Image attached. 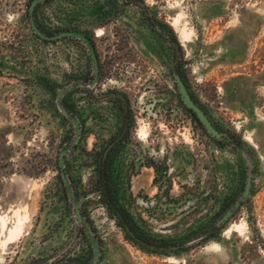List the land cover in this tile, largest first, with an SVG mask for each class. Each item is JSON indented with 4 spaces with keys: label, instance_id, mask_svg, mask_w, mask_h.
Listing matches in <instances>:
<instances>
[{
    "label": "rangeland",
    "instance_id": "1",
    "mask_svg": "<svg viewBox=\"0 0 264 264\" xmlns=\"http://www.w3.org/2000/svg\"><path fill=\"white\" fill-rule=\"evenodd\" d=\"M29 2L0 0V264L87 261L91 244L63 193L57 161L73 127L55 98L90 76L91 61L79 40L38 38ZM179 11L180 24L193 29L188 41L174 24ZM36 18L50 33L85 30L100 60L95 87L63 97L83 123L66 167L77 196L86 195L81 209L101 247L95 264H264V0H49ZM176 77L220 136L182 104ZM117 92L125 98L122 120ZM124 123L102 196L98 144ZM108 193L166 245L142 248L128 239L106 205ZM18 220L20 231L8 237Z\"/></svg>",
    "mask_w": 264,
    "mask_h": 264
},
{
    "label": "water",
    "instance_id": "2",
    "mask_svg": "<svg viewBox=\"0 0 264 264\" xmlns=\"http://www.w3.org/2000/svg\"><path fill=\"white\" fill-rule=\"evenodd\" d=\"M43 1L44 0H31L30 1L29 6H28V22H29L30 27L33 29L34 33L42 39L55 40V39L67 36V37H73V38H77V39L84 41L87 44L88 49H89V53H90V56L92 59V64H93V73H94L92 81L89 82L88 85L89 86L95 85V83L97 82V79H98V75H99V64H98V59L96 56L94 46H93L90 38L84 32L78 31V30H62V31H59L58 33H55V34L43 33L39 29V27L37 26L35 19H34L35 7L37 4H39L40 2H43ZM82 83L83 82H78V83H76V85H81ZM74 85H75L74 83H71V84H68V85L60 88L58 90V92L56 94V98H55L57 108L65 116H67L71 119V122H72L73 127H74V134H73V138L70 141V143L62 145L59 149L58 165L60 168L61 178H62V181L65 185V189H66L68 199L72 205L73 216H74L76 222L79 225H82L84 227L86 233L90 237L91 245H92V255H91V258L89 260L84 261V262H75V261H70V260H66V259H59V260H50L45 264H95L97 262V260L99 259L100 251H101L99 240H98L97 236L95 235L93 228L91 227L89 222L86 220L85 216L82 214V211L80 208L81 201L85 198L86 195H84L80 198H77L75 196V194H74V192H73V190L69 184L68 176H67L65 168H64V155L66 154V152H68L77 143V141L79 140L80 135H81V125H80L79 119L77 118L76 115L69 112L62 103V97H63L64 93L67 90H69L70 88H72ZM176 85H177L178 94H179V97H180L182 104L186 108L191 109L192 112H194V114L196 115V117L198 118V120L201 122V124L204 126V128L207 130L208 133H210L211 135L216 136V137L220 136L219 131L212 124V122L210 121L208 116L200 108V106L194 101V99L190 95L188 89L186 88V86H185V84L181 78L176 77ZM152 106H153V104H149V103L146 104V108L148 110H150ZM248 191H249V178L246 181L244 193L246 194ZM224 217H221V219L218 223H222ZM200 238H201V236L193 237L188 241V243L195 242V241L199 240Z\"/></svg>",
    "mask_w": 264,
    "mask_h": 264
},
{
    "label": "trees",
    "instance_id": "3",
    "mask_svg": "<svg viewBox=\"0 0 264 264\" xmlns=\"http://www.w3.org/2000/svg\"><path fill=\"white\" fill-rule=\"evenodd\" d=\"M178 72H180L181 69V62H179L176 66ZM117 98H114V106H116L117 110L119 111V117L122 120V115H121V108L123 107V104H121L122 100H125L123 93H115ZM122 94V95H121ZM118 102V103H117ZM64 106L70 110L65 103H63ZM189 112H191L192 115H194L195 120L199 123V125H201V127L204 128V126L201 124V122L198 120V118L196 117V115L194 114V112H192L191 109L186 108ZM71 111V110H70ZM74 112V111H73ZM75 114L79 117V119L81 118L79 114H77L75 112ZM81 122V128H82V132H81V136L82 133L84 132L83 130V123L80 119ZM72 124V123H71ZM73 127V125H72ZM129 129V123L126 124L124 123V125L122 124V127L120 129H117L114 133H112L110 135V138L107 140L102 141V143L98 144V146H100L99 150H98V154L95 155L96 157V172L98 173V180L96 182V187L97 189H99L100 194L102 196H104L105 193V189L109 187L108 185V175H109V155H111L117 148V146H119L120 144L122 145V142L124 141V139H121V137L126 138L127 132ZM121 132V133H120ZM126 134V135H125ZM73 135V134H72ZM81 136L78 140V142L74 145V147L71 149H75L78 146V143L81 140ZM72 137V136H71ZM70 137V138H71ZM58 158V155H57ZM154 160V159H153ZM151 164V163H150ZM154 165L155 167L158 169V171H162L161 167H164V165L156 160H154ZM65 166H66V155H65ZM67 170V167H66ZM163 171H165L163 169ZM68 173V170H67ZM68 176L70 178L71 181V177L68 173ZM62 189H63V193L65 195V197L67 198V194H66V190H65V186L62 182ZM111 186V185H110ZM74 190V189H73ZM111 189H109L110 192ZM74 193L77 195L76 190H74ZM88 193V191H85V194ZM106 205L112 210V212L116 215V217L118 218V221L120 223V225L123 227L124 232H125V236L130 239L131 241H133L134 243L138 244L140 247L144 248L147 245H152V246H165L166 243H162L161 240H157L154 238V236H150L149 234H146L144 231H142L137 225V221L136 219L130 215V211L129 209H126L125 207L120 206L119 204H117L113 197L111 196V194L107 196V201H106ZM212 226L214 227H220V223L215 222L212 224ZM82 228V227H81ZM145 248H149V247H145Z\"/></svg>",
    "mask_w": 264,
    "mask_h": 264
},
{
    "label": "flooded vegetation",
    "instance_id": "4",
    "mask_svg": "<svg viewBox=\"0 0 264 264\" xmlns=\"http://www.w3.org/2000/svg\"><path fill=\"white\" fill-rule=\"evenodd\" d=\"M31 1V0H30ZM47 1H49V0H44L43 2H40L39 4H37L36 5V7H35V10H34V19H35V22H36V24H37V26L39 27V29L43 32V33H45V34H55V33H58L59 31H62V30H78V31H82V32H84L89 38H90V40H91V42H92V44H93V46H94V49H95V44H94V42H93V39H92V37L85 31V30H82V29H78V28H76V27H71V26H66L65 28H60V29H58L56 32H53V33H50V32H47V31H44V29L42 28V26L39 24V21L37 20V18H36V16H37V9H38V7L42 4V3H44V2H47ZM30 3V2H29ZM29 6V5H28ZM27 17H28V8H27ZM28 24H29V22H28ZM30 26V25H29ZM32 29V28H31ZM32 31H33V29H32ZM93 32H94V30H93ZM33 33H34V31H33ZM35 34V33H34ZM36 35V34H35ZM37 36V35H36ZM38 37V36H37ZM38 38H40V37H38ZM64 38H71V39H76V40H79V41H81L83 44H85V46H86V48H87V51H88V54H89V57H90V61H91V66H92V72H91V74H90V76H88V77H86V79H83V80H77V81H72V82H69L68 84H71V83H74L75 85L72 87V88H70L69 90H67L65 93H64V95L66 94V93H68V92H70L71 90H73V89H75V88H77V87H80V86H86L87 88H90V89H92V88H94L95 87V85L98 83V81H99V78H100V74H101V66H100V60H99V56H98V54H97V51H96V49H95V52H96V56H97V59H98V64H99V75H98V79H97V82L95 83V85H93V86H89L88 85V83L89 82H91L92 81V78H93V75H94V73H93V64H92V59H91V56H90V53H89V49H88V46H87V44L84 42V41H82V40H80V39H77V38H73V37H62V38H58V39H55V40H46V39H42V38H40V39H42V40H44V41H57V40H59V39H64ZM78 82H83L81 85H76V83H78ZM67 84V85H68ZM66 86V85H65ZM64 87V86H63ZM64 95H63V97H64ZM63 97H62V103H63ZM64 105V104H63ZM67 109V108H66ZM68 110V109H67ZM69 112H71L72 114H74V115H76L75 114V112H73V111H70V110H68ZM61 112V111H60ZM63 114V113H62ZM77 116V115H76ZM67 117V116H66ZM69 120H70V122H71V119L69 118V117H67ZM77 118L79 119V117L77 116ZM79 122H80V119H79ZM72 123V122H71ZM73 125V124H72ZM80 125H81V122H80ZM81 132H82V128H81ZM73 134H74V127H73ZM81 136V135H80ZM72 138H73V135H72V137H71V139L69 140V142L67 143V144H69L70 143V141L72 140ZM78 142V141H77ZM64 145V144H63ZM74 147V146H73ZM72 147V148H73ZM71 148V149H72ZM70 149V150H71ZM69 150V151H70ZM68 151V152H69ZM68 152H66V154L68 153ZM59 153V152H58ZM65 154V155H66ZM65 155H64V168H65V171H66V174H67V176H68V173H67V170H66V166H65ZM57 161H58V158H57ZM60 169V168H59ZM60 177H61V174H60ZM62 179V178H61ZM68 180H69V184H70V186H71V188H72V185H71V181H70V178H69V176H68ZM63 182V181H62ZM64 184V183H63ZM65 186V185H64ZM66 190V189H65ZM72 190H73V188H72ZM73 192H74V190H73ZM67 194V193H66ZM75 194V193H74ZM75 196L77 197V198H80V197H82V196H80V197H78L76 194H75ZM84 196V195H83ZM67 200H68V202L70 203V201H69V199H68V196H67ZM83 201V200H82ZM82 201H81V204H82ZM70 205H71V203H70ZM71 207H72V205H71ZM80 208H81V205H80ZM81 211H82V209H81ZM72 214H73V209H72ZM82 214H83V211H82ZM84 215V214H83ZM74 217V216H73ZM86 218V217H85ZM75 219V218H74ZM86 220H87V218H86ZM88 221V220H87ZM90 224V223H89ZM81 227H82V230L86 233V231H85V229H84V227L82 226V225H80ZM92 227V226H91ZM93 228V227H92ZM94 230V229H93ZM94 233H95V231H94ZM86 235H87V237H88V239H89V242H90V244H91V240H90V237L88 236V234L86 233ZM95 235H96V233H95ZM97 236V235H96ZM98 238V237H97ZM91 249H92V245H91ZM92 255V254H91ZM91 258V257H90ZM59 259H65V258H59ZM59 259H50V260H59ZM50 260H48V261H50ZM66 260H68V259H66ZM47 261V262H48ZM70 261H72V260H70ZM47 262H45V263H47ZM76 262V261H75ZM82 262H84V261H82ZM44 263V264H45Z\"/></svg>",
    "mask_w": 264,
    "mask_h": 264
},
{
    "label": "bare ground",
    "instance_id": "5",
    "mask_svg": "<svg viewBox=\"0 0 264 264\" xmlns=\"http://www.w3.org/2000/svg\"><path fill=\"white\" fill-rule=\"evenodd\" d=\"M181 18H182V13L179 11L175 17V20H174V24H175V21H176V24L175 25L178 29H179V32H180V36L182 37V39L184 40H190L191 39V35H192V32H193V29L191 27H189L187 25V22H184L182 24H180L181 22ZM145 128V127H144ZM144 128L141 126L140 127V132L144 133ZM146 131V130H145ZM141 134V133H140ZM146 134V133H145ZM143 136V134H142ZM0 220H1V224L2 226L5 225V218L0 216ZM20 227H21V220H18L8 231V237H13L15 236L19 231H20ZM211 246L212 247H218L219 248V243L215 242V241H212L211 242ZM4 248V245L2 243H0V249H3ZM172 258V257H171ZM0 259H1V254H0Z\"/></svg>",
    "mask_w": 264,
    "mask_h": 264
}]
</instances>
